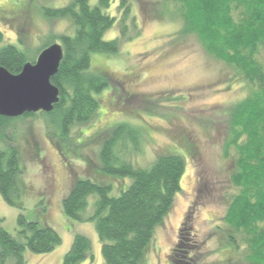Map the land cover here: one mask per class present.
Returning a JSON list of instances; mask_svg holds the SVG:
<instances>
[{
  "label": "rangeland",
  "instance_id": "1",
  "mask_svg": "<svg viewBox=\"0 0 264 264\" xmlns=\"http://www.w3.org/2000/svg\"><path fill=\"white\" fill-rule=\"evenodd\" d=\"M71 1L0 0L4 35L0 48L15 45L31 61L37 60L44 47L60 44L57 37L74 34L69 18L44 16L45 9H61ZM133 1L127 19L118 11L120 0L109 9L117 21L105 40L120 39L119 52L92 58V69L104 75L107 83L96 95L98 114L85 124L69 127L65 134L49 114L14 119L5 132L18 148L25 188L15 206L0 194L3 228L19 237L22 214L28 222L54 229L62 239L49 254L26 250V264H63L76 235L91 243V255L79 264H103L95 224L67 218L62 202L79 180L103 182L96 179L102 145L121 130L135 168H149L158 158L170 155L183 158L186 164L181 192L172 212L155 230L145 264H172L182 229L188 242L203 245L201 255L194 250L187 254L194 259L192 264L240 263L220 230L225 229L226 196L232 193L231 162L223 158L222 135L223 114L245 97L246 86L230 68L205 54L196 40L177 36L180 23L162 14L161 0ZM97 3L90 0L92 7ZM261 59L264 62V54ZM0 145L4 146L1 139ZM105 181L113 186L112 197L126 191L130 182L108 177ZM94 202L91 197L90 209Z\"/></svg>",
  "mask_w": 264,
  "mask_h": 264
},
{
  "label": "trees",
  "instance_id": "2",
  "mask_svg": "<svg viewBox=\"0 0 264 264\" xmlns=\"http://www.w3.org/2000/svg\"><path fill=\"white\" fill-rule=\"evenodd\" d=\"M114 1L98 0L92 7L90 0H72L64 8L44 10L46 18H69L74 25L73 35L57 37L64 58L52 79L60 96L49 115L64 134L69 127L92 120L100 109L96 95L107 88V83L104 75L92 69V58L119 52L120 39L105 40L117 21L109 12ZM133 4V0H120L118 11L125 19L130 17ZM161 4L162 14L180 23L177 36L196 40L205 54L230 68L246 86L245 97L223 114V158L231 162L232 193L226 196L225 229L220 230L233 245L238 264H264V0H161ZM3 41L0 32V44ZM35 62L15 45L0 48V67L12 75H19L26 64ZM13 120L0 116V139L4 143L0 145V194L15 206L25 183L18 148L5 133ZM122 133L102 145L96 179L103 182H75L62 202V210L71 220L95 224L103 264H145L155 230L172 212L175 197L181 192L186 164L183 158L170 155L158 158L149 168H135L126 154ZM107 177L129 179L127 190H119L122 193L118 197L110 196L113 186L105 181ZM91 197L95 198L92 209ZM18 222L19 237H14L0 221V264H26V250L49 254L62 242L54 229L28 222L22 214ZM183 232L172 264H192L194 259L187 255L190 251L202 254L203 245L188 242ZM88 255L90 241L76 235L63 264H79Z\"/></svg>",
  "mask_w": 264,
  "mask_h": 264
},
{
  "label": "water",
  "instance_id": "3",
  "mask_svg": "<svg viewBox=\"0 0 264 264\" xmlns=\"http://www.w3.org/2000/svg\"><path fill=\"white\" fill-rule=\"evenodd\" d=\"M63 58L62 46L54 44L44 49L34 64H26L19 75H12L0 67V116L18 119L53 112L60 92L52 79Z\"/></svg>",
  "mask_w": 264,
  "mask_h": 264
}]
</instances>
